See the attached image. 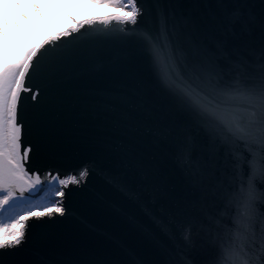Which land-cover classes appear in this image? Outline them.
<instances>
[{"label": "snow or ice", "instance_id": "snow-or-ice-1", "mask_svg": "<svg viewBox=\"0 0 264 264\" xmlns=\"http://www.w3.org/2000/svg\"><path fill=\"white\" fill-rule=\"evenodd\" d=\"M27 2L39 11L36 0ZM8 3L23 7L19 0ZM89 3L114 11L73 19L71 27L0 65V264H26L18 255L31 229L67 216L72 190L97 170L94 163L64 173L41 170L30 160L53 117L75 99L70 86L104 63L146 69L137 115L121 112L113 127L154 118L150 131L182 174L177 189L159 166L138 162L149 202L119 174L99 169L167 241L156 264H264V0ZM5 23L0 19V37ZM48 45H55L53 55L34 87L30 73L40 67L34 58ZM22 93H31V113ZM118 103L105 100L103 113H115ZM29 133L35 144L26 140ZM161 202L166 206L157 210Z\"/></svg>", "mask_w": 264, "mask_h": 264}, {"label": "water", "instance_id": "water-1", "mask_svg": "<svg viewBox=\"0 0 264 264\" xmlns=\"http://www.w3.org/2000/svg\"><path fill=\"white\" fill-rule=\"evenodd\" d=\"M59 43L63 44V40ZM54 47L46 46L41 50L43 56L38 54L34 58V62L40 60V67L36 73H30L32 86L40 84L53 55L50 49ZM145 78L146 69L139 64L114 67L104 63L91 65L85 78L70 86L69 95L75 99L66 105L62 114L53 117L45 140L30 164L41 170L54 168L64 173L94 163L97 170L86 184L72 190L66 201L67 216H58L55 223L31 229L28 242L18 255L21 261L26 264H156L161 258L159 252L167 241L143 210L108 183L99 171L119 174L129 181L131 188L143 190L149 202L152 194L142 189L137 175L138 162L159 166L177 189L181 184L182 174L174 160L150 131L154 118H145L139 125L119 131L113 127V120L121 112L137 115L135 106L141 102L140 87ZM30 96L31 93H22L29 113L35 104ZM107 99L120 101L115 113H103L102 104ZM157 107V116L163 120L162 100L157 102ZM93 109L99 110L100 116ZM26 140L36 142L31 133ZM161 206L166 205L161 202L157 210Z\"/></svg>", "mask_w": 264, "mask_h": 264}, {"label": "rangeland", "instance_id": "rangeland-1", "mask_svg": "<svg viewBox=\"0 0 264 264\" xmlns=\"http://www.w3.org/2000/svg\"><path fill=\"white\" fill-rule=\"evenodd\" d=\"M6 5L0 9V19H6L3 25L5 35L0 37V65L10 64L21 57V49H29L41 44L53 31H64L73 25V19L90 17L103 10L77 0H36L39 11L32 8L27 0H19L22 9L2 0ZM40 13H43L41 16Z\"/></svg>", "mask_w": 264, "mask_h": 264}, {"label": "bare ground", "instance_id": "bare-ground-1", "mask_svg": "<svg viewBox=\"0 0 264 264\" xmlns=\"http://www.w3.org/2000/svg\"><path fill=\"white\" fill-rule=\"evenodd\" d=\"M110 13H112V11L103 10V12H100L99 14H96V15H104V14H110ZM82 18H84V17H82ZM58 32H61V31H53V32H51L50 36H48V37H51V36H53L54 34H56Z\"/></svg>", "mask_w": 264, "mask_h": 264}, {"label": "trees", "instance_id": "trees-1", "mask_svg": "<svg viewBox=\"0 0 264 264\" xmlns=\"http://www.w3.org/2000/svg\"><path fill=\"white\" fill-rule=\"evenodd\" d=\"M79 1H81L82 3H86V4H89V5L95 6L94 4L89 3V0H79Z\"/></svg>", "mask_w": 264, "mask_h": 264}]
</instances>
